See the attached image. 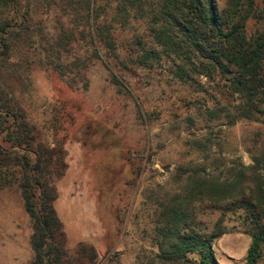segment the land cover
<instances>
[{
    "label": "trees",
    "instance_id": "16d2710c",
    "mask_svg": "<svg viewBox=\"0 0 264 264\" xmlns=\"http://www.w3.org/2000/svg\"><path fill=\"white\" fill-rule=\"evenodd\" d=\"M257 7V0H226L222 9L215 0H0V189L14 184L19 190L32 228L29 264H71L52 184L64 174L65 153L38 141L2 80L4 71L21 79L31 57L40 58L71 84L95 61L111 65L112 82L126 90L125 75L165 63L173 80L213 101L205 110L207 122H264V25L257 35L247 33ZM252 161L245 166L212 158L179 169L181 185L158 206L160 255L177 261L196 254L199 264H218L212 243L225 233V215L232 214L250 236L244 264L260 261L264 154ZM205 210L221 212L209 234L195 222ZM76 253L95 264L93 247L81 243Z\"/></svg>",
    "mask_w": 264,
    "mask_h": 264
},
{
    "label": "rangeland",
    "instance_id": "374dc122",
    "mask_svg": "<svg viewBox=\"0 0 264 264\" xmlns=\"http://www.w3.org/2000/svg\"><path fill=\"white\" fill-rule=\"evenodd\" d=\"M215 1L219 9L225 7L226 0ZM257 6L261 13L248 21L250 35L264 25V0ZM166 67L125 75L126 90L112 82L111 65L95 61L71 84L40 58L31 57L21 79L2 75L38 141L65 153L64 174L52 184L71 264H88L76 253L81 243L97 252L95 264H199L196 254L171 261L156 247L158 206L181 185L179 169L212 158L250 166L253 156L264 154V122H207L205 110L213 101L191 84L173 80ZM200 82L210 92L208 81ZM220 214L205 210L195 222L209 234ZM222 224L225 233L212 243L216 262L244 264L250 244L244 223L226 214ZM31 233L19 190L3 185L0 264H29ZM257 264H264V253Z\"/></svg>",
    "mask_w": 264,
    "mask_h": 264
}]
</instances>
